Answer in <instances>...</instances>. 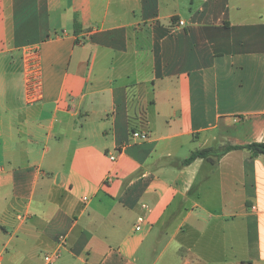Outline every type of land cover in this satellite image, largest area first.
Returning a JSON list of instances; mask_svg holds the SVG:
<instances>
[{
    "label": "crops",
    "instance_id": "obj_1",
    "mask_svg": "<svg viewBox=\"0 0 264 264\" xmlns=\"http://www.w3.org/2000/svg\"><path fill=\"white\" fill-rule=\"evenodd\" d=\"M254 143L264 0H0V264H264Z\"/></svg>",
    "mask_w": 264,
    "mask_h": 264
},
{
    "label": "built area",
    "instance_id": "obj_2",
    "mask_svg": "<svg viewBox=\"0 0 264 264\" xmlns=\"http://www.w3.org/2000/svg\"><path fill=\"white\" fill-rule=\"evenodd\" d=\"M180 26H184L185 22L181 21ZM23 72L26 88V100L28 104H35L42 100V79H41V64L39 48L34 45L26 46L23 49ZM133 138L139 141H146L149 139L147 133H133ZM114 160L115 158L112 157ZM63 246V240L60 243V247L53 252H50L44 256L45 264H56L61 257V247Z\"/></svg>",
    "mask_w": 264,
    "mask_h": 264
},
{
    "label": "trees",
    "instance_id": "obj_3",
    "mask_svg": "<svg viewBox=\"0 0 264 264\" xmlns=\"http://www.w3.org/2000/svg\"><path fill=\"white\" fill-rule=\"evenodd\" d=\"M246 149L251 153L253 158L262 156L264 158V143H254L249 146L240 147V146H232L226 145L221 149L219 156L225 155L230 151ZM212 153V150H202L194 152L189 158L182 162V165H189L193 161L198 158L209 157Z\"/></svg>",
    "mask_w": 264,
    "mask_h": 264
},
{
    "label": "rangeland",
    "instance_id": "obj_4",
    "mask_svg": "<svg viewBox=\"0 0 264 264\" xmlns=\"http://www.w3.org/2000/svg\"><path fill=\"white\" fill-rule=\"evenodd\" d=\"M23 234L21 233V234H19V237L20 238H23ZM44 255H45V253L42 251V252H40L39 253V258H37L36 260H34V261H32L31 262V264H43V259H42V257H44Z\"/></svg>",
    "mask_w": 264,
    "mask_h": 264
}]
</instances>
